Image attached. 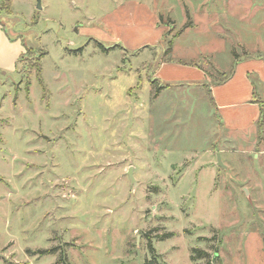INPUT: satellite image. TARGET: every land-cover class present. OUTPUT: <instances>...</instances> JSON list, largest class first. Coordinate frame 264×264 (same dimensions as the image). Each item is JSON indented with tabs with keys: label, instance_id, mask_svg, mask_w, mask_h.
<instances>
[{
	"label": "rangeland",
	"instance_id": "1",
	"mask_svg": "<svg viewBox=\"0 0 264 264\" xmlns=\"http://www.w3.org/2000/svg\"><path fill=\"white\" fill-rule=\"evenodd\" d=\"M125 1L0 0V264H264V129L152 84L264 53V0H139L168 31L141 47L104 21Z\"/></svg>",
	"mask_w": 264,
	"mask_h": 264
},
{
	"label": "crops",
	"instance_id": "2",
	"mask_svg": "<svg viewBox=\"0 0 264 264\" xmlns=\"http://www.w3.org/2000/svg\"><path fill=\"white\" fill-rule=\"evenodd\" d=\"M104 21L121 32L129 33L131 39L137 42L133 47L150 43L148 39L138 40L144 32H152L153 36L157 33L160 41L166 31L158 23V13L139 0H127L119 4L111 13L105 15ZM254 54L258 57L246 55L237 61L233 58L230 71H221L228 73L222 81H213L212 75L198 66L168 62H163L156 68L154 77L161 85H169L160 94L173 86L205 90L206 84H213L210 89L216 102L215 111L223 119V123L219 124L224 130L246 133L257 127L260 117L261 109L254 102V98L258 97L264 103V53Z\"/></svg>",
	"mask_w": 264,
	"mask_h": 264
},
{
	"label": "trees",
	"instance_id": "3",
	"mask_svg": "<svg viewBox=\"0 0 264 264\" xmlns=\"http://www.w3.org/2000/svg\"><path fill=\"white\" fill-rule=\"evenodd\" d=\"M6 1V0H5ZM6 3V2H5ZM7 5L5 6V7H3L2 6V10H6L9 14H10V11H9V7H10V4H9V1H7V3H6ZM1 6V5H0ZM187 13V16L188 17H190V14H189V12L187 11L186 12ZM162 19H163V16L162 15H160L159 16V23H161V21H162ZM165 25H167V26H169L170 24H165ZM190 26V22H187V24L185 25V27L184 28H187V27H189ZM180 33L181 32H178L176 35H175V38H177L179 35H180ZM167 34H168V31L166 32V33H164L163 34V36H162V41H164L165 40V38H166V36H167ZM161 41V42H162ZM98 45L100 46V48L102 49V50H104V51H108V49L109 48H105L101 43H98ZM167 48H165V50H164V53L165 54H170L171 52H172V50H173V47H174V40L172 39V40H169L168 42H167ZM117 46H119V45H117ZM117 46H113V47H110V49L111 48H115V47H117ZM121 47V46H120ZM122 48V47H121ZM140 49V48H139ZM138 50V49H137ZM75 51H78V50H75ZM24 53V52H23ZM23 53L19 56V59H18V61H20V58H22V55H23ZM234 53V56H235V60L237 61L238 59H240V56L234 51L233 52ZM40 73H41V67H40ZM209 73V72H208ZM40 80V79H39ZM40 82L42 83V80H40ZM152 84L155 86V95L156 96H158L159 94H160V92L164 89V88H166V87H168L167 85H161L160 83H159V81L155 78V79H153L152 80ZM205 89H206V92H207V94H208V96H209V99H210V102H211V104H212V106H213V108H214V111L216 110V102H215V99H214V96H213V94H212V92H211V89H210V85H208V84H206L205 85ZM254 102L255 103H258L259 104V106H260V109H261V112H260V117H259V120H258V122H257V127H258V130H259V132H261V133H263V127H264V103H263V101L262 100H260L258 97H255L254 98ZM216 112V114H218V112L217 111H215ZM220 123H223V121L221 120L220 121ZM172 234H166L165 235V237H169V236H171ZM150 250H151V252L154 254V257H153V259H151V260H147L146 262H145V264H157V256H156V250H155V247L150 243ZM45 252H49V251H47V250H45ZM193 252H194V254L192 255V259L193 260H197V259H200V258H203V257H206L207 255H208V253L205 251V250H201V249H198V248H194L193 249Z\"/></svg>",
	"mask_w": 264,
	"mask_h": 264
},
{
	"label": "water",
	"instance_id": "4",
	"mask_svg": "<svg viewBox=\"0 0 264 264\" xmlns=\"http://www.w3.org/2000/svg\"><path fill=\"white\" fill-rule=\"evenodd\" d=\"M38 8H41V0H38ZM217 156H218V165L225 167V165L222 161L221 154L219 152L217 153ZM129 176L131 177L132 181L135 182V178L133 176V167H131L129 170Z\"/></svg>",
	"mask_w": 264,
	"mask_h": 264
}]
</instances>
